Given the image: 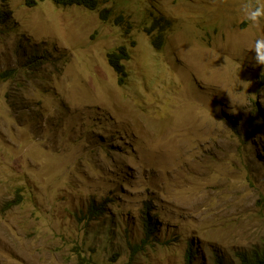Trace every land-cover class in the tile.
<instances>
[{
  "label": "rangeland",
  "instance_id": "374dc122",
  "mask_svg": "<svg viewBox=\"0 0 264 264\" xmlns=\"http://www.w3.org/2000/svg\"><path fill=\"white\" fill-rule=\"evenodd\" d=\"M243 2L0 0V264H239L264 244V21Z\"/></svg>",
  "mask_w": 264,
  "mask_h": 264
},
{
  "label": "trees",
  "instance_id": "16d2710c",
  "mask_svg": "<svg viewBox=\"0 0 264 264\" xmlns=\"http://www.w3.org/2000/svg\"><path fill=\"white\" fill-rule=\"evenodd\" d=\"M37 1L44 0H26V3L30 5L36 4ZM55 3L63 5H82L89 9H94L97 7L100 0H52ZM7 13L0 11V23L4 22L7 19ZM111 12L109 9L100 10L99 16L103 20L110 19ZM115 21L119 23V20L115 18ZM163 42L162 36H156L154 39V45L160 47ZM108 61L113 69L119 74L124 73V65L121 62V59L128 57L126 50L123 47L114 49L107 54ZM120 83V79H118ZM257 129V124H256ZM247 134V133H246ZM10 203L9 205H11ZM88 216L92 214L94 217L98 216L101 213L100 206L97 204H90L87 208ZM142 226H143V237L140 242H134L131 244V252L136 253L143 249L145 245H148L152 239V235L156 229L155 221L152 220L147 211L143 212L142 215ZM235 257L238 260L239 264H264V244L263 245H254L248 250H237L235 252ZM193 253L188 249L185 253L184 264H192ZM215 264H228L221 257L215 256Z\"/></svg>",
  "mask_w": 264,
  "mask_h": 264
},
{
  "label": "clouds",
  "instance_id": "9594fccd",
  "mask_svg": "<svg viewBox=\"0 0 264 264\" xmlns=\"http://www.w3.org/2000/svg\"><path fill=\"white\" fill-rule=\"evenodd\" d=\"M241 12L251 27H261V22L264 21V3L260 0H244L241 4ZM251 52L254 53L252 59L255 64L264 66V37L254 41Z\"/></svg>",
  "mask_w": 264,
  "mask_h": 264
}]
</instances>
